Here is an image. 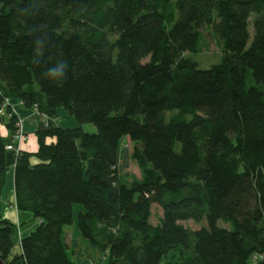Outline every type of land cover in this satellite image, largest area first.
<instances>
[{"label": "trees", "instance_id": "obj_1", "mask_svg": "<svg viewBox=\"0 0 264 264\" xmlns=\"http://www.w3.org/2000/svg\"><path fill=\"white\" fill-rule=\"evenodd\" d=\"M0 10V108L18 100L51 119L36 154L0 135L6 264H76L64 233L76 205L105 264H264V0H0ZM206 34L222 59L201 70ZM61 109L76 128L53 122ZM124 139L141 180L119 173ZM11 171L18 212L40 223L19 252L1 212Z\"/></svg>", "mask_w": 264, "mask_h": 264}, {"label": "rangeland", "instance_id": "obj_2", "mask_svg": "<svg viewBox=\"0 0 264 264\" xmlns=\"http://www.w3.org/2000/svg\"><path fill=\"white\" fill-rule=\"evenodd\" d=\"M0 12H1V10H0ZM252 34H253V32H252ZM206 40L208 43V49L203 51L202 54L194 55V61L198 63L199 68L201 70L202 69L203 70L210 69L211 67H213V65H217V64L221 63V59H222V50H220L216 41L214 39H211L209 34H206ZM0 95H1V93H0ZM7 101H9V103H11L12 108L15 110L16 114H18V111L16 109V104L14 103V101L9 100V99ZM8 109H9V107L8 108L6 107V111H8ZM32 111H33V113H35L34 110H32ZM3 112H5V109ZM7 116H8V114L0 115V135L4 136L6 138L8 137L10 139H13L15 133H11V131L8 129L7 123H9L10 121H9V118ZM35 116L38 118L39 124L40 123L42 124L41 118L36 113H35ZM17 117L23 121L24 132L27 135L25 141L22 142V146H21L22 147L21 152H24V150H26V148H28V145L30 143V136L27 134L25 119L20 114H18ZM17 119L15 118V121ZM82 128H83L85 133H88L91 135H95L97 133L95 125L86 124V125H83ZM122 142H123V144H122V147L120 150V157H119V162H118L119 173L122 176V178L128 182L133 181V179L141 180V178H142L141 170L139 169L138 165L133 162V160L131 158L132 154H133L132 152L134 149V144L129 139H124ZM13 151H15V150H13ZM77 206L80 207V210L82 209V207L80 205H76L73 207V210ZM7 210L9 212L11 211L12 213H15L17 215L16 217L20 216V213L18 212V210L16 208L15 199L13 200V203H11L10 206L7 208ZM1 212H2V214H4L2 211V206H1ZM78 214H79V211L74 210V215L76 218L75 221H77ZM161 216H162L161 209L159 207H157L156 205H154L153 206V220H152L153 224L157 225L161 220ZM13 224H15L17 226V238H16V240H18V242H19L20 240H22V237H23V235H22L23 229L26 226H28L29 223L20 224V222H19V223H13ZM182 224L184 225L185 228H189V229H192L194 231H198L204 227H207L206 222H201V223L197 224L193 221H187V222L182 223ZM74 230H76V232H78V221H77L75 226L66 227V229L64 230L65 237L67 236L68 232L72 233L71 235H73ZM82 241L84 243V251H86V252L94 251L96 254L99 253L97 250L88 246L84 240H82ZM17 252H19V250H17ZM105 263H106V258H104V255L102 253H100L99 258H97V257L89 258L87 264H105Z\"/></svg>", "mask_w": 264, "mask_h": 264}, {"label": "crops", "instance_id": "obj_3", "mask_svg": "<svg viewBox=\"0 0 264 264\" xmlns=\"http://www.w3.org/2000/svg\"><path fill=\"white\" fill-rule=\"evenodd\" d=\"M16 104V109L18 111V114H20L24 119H25V124H26V130L27 134L30 136V143L28 145V148L24 150L26 153H31V154H36L39 151V146H38V138L36 135V132L39 129V120L35 116V113L31 109H26L25 106L20 103L18 100L14 101ZM57 118L55 121H53L57 126H60L61 128L65 129H73L78 126V123L75 121V119L69 116L68 112H66L64 109L58 110L57 111ZM55 139L48 140L47 143H55ZM33 164L36 165L38 164L37 160H33ZM7 183L4 188V192L2 195V211L4 213L5 218H7L10 222L12 223H29L28 226H26L23 229L22 235L23 237L29 236L33 231L39 226V221L35 220L33 215L29 213H24L21 212L20 216L16 217L17 215L15 213H12L11 211L9 212L7 208L10 206L11 203H13V200L15 199V191H14V171L9 172V175L7 176ZM74 210L79 211V213L82 211L80 210V207L74 208ZM75 215H74V221H75ZM77 221L74 222L75 226ZM79 232V230H78ZM76 232V230L73 231L72 233L67 234L65 237V242L68 244V253L73 259V261L76 264H87L89 258H99L100 253L96 254L94 251H89L86 252L84 251V243H83V238L81 236V233ZM22 237V238H23ZM18 240H16V249L20 250V246L17 244ZM83 244V245H82Z\"/></svg>", "mask_w": 264, "mask_h": 264}, {"label": "built area", "instance_id": "obj_4", "mask_svg": "<svg viewBox=\"0 0 264 264\" xmlns=\"http://www.w3.org/2000/svg\"><path fill=\"white\" fill-rule=\"evenodd\" d=\"M6 107L7 108L9 107L8 111H6ZM4 109H5V112H3ZM10 109H11V111H10ZM33 110L41 118L42 124H44L46 127H48L50 125L51 119H49V117L47 115H45L44 113L39 112L37 108H35ZM6 114H8L7 117L9 118V121H11L15 118L16 119L18 118L17 117L18 114H16L15 110L12 108L11 103H9V101H7V100L5 101V104L3 105V107L0 108V115H6ZM14 125H15V132H14L15 134L13 137V142H12V144H9L7 146V149L9 151L15 150L16 153H19V152H21V149H22V147H21L22 142L25 141L27 135L24 132L23 121L20 118H18L15 121Z\"/></svg>", "mask_w": 264, "mask_h": 264}, {"label": "water", "instance_id": "obj_5", "mask_svg": "<svg viewBox=\"0 0 264 264\" xmlns=\"http://www.w3.org/2000/svg\"><path fill=\"white\" fill-rule=\"evenodd\" d=\"M0 264H6L2 258H0Z\"/></svg>", "mask_w": 264, "mask_h": 264}]
</instances>
